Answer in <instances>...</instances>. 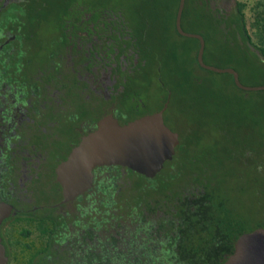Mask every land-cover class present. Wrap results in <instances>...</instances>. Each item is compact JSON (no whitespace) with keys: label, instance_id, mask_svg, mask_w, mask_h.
<instances>
[{"label":"flooded vegetation","instance_id":"1","mask_svg":"<svg viewBox=\"0 0 264 264\" xmlns=\"http://www.w3.org/2000/svg\"><path fill=\"white\" fill-rule=\"evenodd\" d=\"M26 7L0 0V264L187 263L179 209L204 194V185L176 175L180 143L154 177L122 164L96 166L92 185L72 199L58 173L109 115L124 125L169 100L168 126L172 94L166 97L160 69L146 66L121 17L102 22L108 31H92L102 20L94 11L67 18L63 33L60 17L52 18L55 49L33 48L37 28L49 20ZM152 84L163 92L151 108Z\"/></svg>","mask_w":264,"mask_h":264},{"label":"trees","instance_id":"2","mask_svg":"<svg viewBox=\"0 0 264 264\" xmlns=\"http://www.w3.org/2000/svg\"><path fill=\"white\" fill-rule=\"evenodd\" d=\"M24 2L32 15L47 17L49 22L60 17L62 33L71 16L85 11L95 15L103 10L118 12L141 43L146 66L160 69L166 97L170 92L171 101L199 104L219 141L209 150L189 156L188 148L196 139L192 132L187 137L186 131L181 133L172 166L177 176L200 181L204 194L179 209L183 234L180 250L188 260L185 264H224L239 236L264 226V222L248 225L243 214H236L227 199L220 198L216 184L209 179L218 177L216 166H226L227 162L254 178L260 174L264 178V90L247 92L236 85L231 73H218L199 64L200 40L180 34L176 27L180 0ZM256 25L264 29V19L257 18ZM182 28L204 37L206 63L233 67L246 85H264V38L261 45L253 42L239 0H186ZM197 123L198 128L204 125L202 120Z\"/></svg>","mask_w":264,"mask_h":264},{"label":"water","instance_id":"3","mask_svg":"<svg viewBox=\"0 0 264 264\" xmlns=\"http://www.w3.org/2000/svg\"><path fill=\"white\" fill-rule=\"evenodd\" d=\"M185 3L186 0H180L176 27L180 34L200 40L199 64L218 73H231L236 85L242 90H264V85L244 84L233 67H218L204 61V37L182 28ZM168 103L169 100L160 111L124 125L112 115L103 118L98 128L85 136L58 168L65 198L72 199L87 190L93 183V170L99 165L122 164L154 177L163 168L165 161L173 158L176 146L180 143L179 134L172 131L164 121L163 113ZM0 250L3 255L2 244ZM2 264H5V259ZM224 264H264V226L241 234L236 240L233 253Z\"/></svg>","mask_w":264,"mask_h":264},{"label":"rangeland","instance_id":"4","mask_svg":"<svg viewBox=\"0 0 264 264\" xmlns=\"http://www.w3.org/2000/svg\"><path fill=\"white\" fill-rule=\"evenodd\" d=\"M239 2L243 5L247 27L252 36L253 42L256 45H261V40L264 38V29L258 28V24L256 25V23L257 18L264 19V0H239ZM90 14L91 12H82L79 13V16L81 18H86L89 17ZM98 16L101 17L102 20L95 24L96 29H92V31H108V28L104 29L102 22L106 21L107 23H110L108 20L114 17H121V21L124 24V30L126 29V31H129L121 14L116 16L110 11H104L98 14ZM121 21L118 24L122 23ZM37 29L39 32L38 43L37 40H35L31 43L32 47H48L46 51L50 48L54 50L56 46L54 44L51 45V43L52 40L57 39V20L52 19L50 22L41 23ZM150 80L151 82L154 80V75ZM153 83L155 82L153 81ZM157 85H159V83ZM162 92L163 91L158 86L151 85L150 93L153 97H156L155 102L150 103L151 108L158 103V98L161 101ZM166 117L167 124L172 130L179 133L186 131L187 133L184 132V136L186 137L192 132L191 135L195 137L196 142L194 141L188 148L189 156L198 154L204 150H209L212 148L210 145H214L216 141H219L215 135L216 130L209 125L208 117L202 111L199 104L190 106V103L186 100H173L170 102ZM198 120L204 121V125L199 128L197 123ZM197 141H199V143ZM214 172H219L218 177L213 176L210 177L209 180L216 184L220 198L227 199L228 206L234 210L236 214H243L248 225H255L264 222L263 174L256 175V178H254L252 173H245L244 170L241 171L238 165L230 162H227L226 166H216ZM6 232L9 234L10 229H6Z\"/></svg>","mask_w":264,"mask_h":264}]
</instances>
